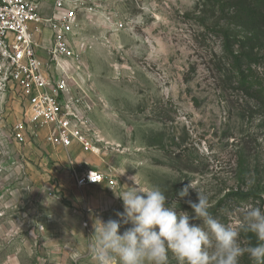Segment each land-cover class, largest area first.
Segmentation results:
<instances>
[{
    "label": "rangeland",
    "instance_id": "obj_1",
    "mask_svg": "<svg viewBox=\"0 0 264 264\" xmlns=\"http://www.w3.org/2000/svg\"><path fill=\"white\" fill-rule=\"evenodd\" d=\"M253 1H92L79 38L88 87L100 100L90 115L97 152L52 146L28 122V143L15 144L13 127L28 106L10 92L0 121V264H92L94 226L119 219L116 194L131 177L189 213L197 189L213 217L234 228L242 205L264 210V21L241 12ZM19 156L36 180L18 168ZM96 171L116 187L76 186L77 174ZM190 183L195 189L181 199ZM239 242L257 239L241 233ZM168 264H178L171 252ZM239 264L256 262L244 254Z\"/></svg>",
    "mask_w": 264,
    "mask_h": 264
},
{
    "label": "built area",
    "instance_id": "obj_2",
    "mask_svg": "<svg viewBox=\"0 0 264 264\" xmlns=\"http://www.w3.org/2000/svg\"><path fill=\"white\" fill-rule=\"evenodd\" d=\"M92 1L0 0V121L10 92L28 106L13 127L15 144L28 143V122L45 129L52 146L95 153L90 115L100 100L88 87L79 38L80 17L93 11ZM98 184L115 188L117 181L101 171L76 175L77 187Z\"/></svg>",
    "mask_w": 264,
    "mask_h": 264
},
{
    "label": "clouds",
    "instance_id": "obj_3",
    "mask_svg": "<svg viewBox=\"0 0 264 264\" xmlns=\"http://www.w3.org/2000/svg\"><path fill=\"white\" fill-rule=\"evenodd\" d=\"M130 179L133 184L116 194L123 202L119 219L99 220L94 226L92 264H168L169 252L178 264H239L244 254L264 264V210L260 207L242 205L241 222L234 228L213 217L209 197L191 183L178 193L182 199L190 188L196 190L198 202L187 201L189 213L179 210L177 201L169 202L158 187H142L134 177ZM122 224L131 227L121 234ZM241 233L255 234L257 243L242 246Z\"/></svg>",
    "mask_w": 264,
    "mask_h": 264
},
{
    "label": "crops",
    "instance_id": "obj_4",
    "mask_svg": "<svg viewBox=\"0 0 264 264\" xmlns=\"http://www.w3.org/2000/svg\"><path fill=\"white\" fill-rule=\"evenodd\" d=\"M46 14H49V13H46ZM46 43H47V42H44L43 44H45L46 47L49 46V45H48L49 43H47V44H46ZM40 53L43 54V52H40ZM66 150H72V152H76V153L80 152V148H79L78 146H76V145L73 146V148H71V149L69 148V149H66ZM14 161H15L17 164L21 165V166H18V168H19V167H23V168H24V171H26V172L28 171L29 173H31L32 176H31L30 178H28V177L26 178L28 181H29V180L31 181V180H33V179L36 180V178H37L36 174H35L34 172H33V173L30 172L29 169L27 170V167H26L27 160H26L25 158H20V156H19V158H15ZM10 168H11V166H10ZM18 168H17V169H18ZM19 169H20V168H19ZM17 171H19V170H17ZM18 173H19V172H18ZM16 174H17V173H16ZM36 189H37V188H36ZM4 197H5V195H4ZM4 208H5V206L2 205V203H1V204H0V211H2V212H0V213H2L1 215H4V214H5V209H4ZM2 221H3V220H2ZM4 223H5V222H1V221H0V229H2V227L5 226ZM7 239H8V238H7ZM24 242H25V241H24ZM34 242H35L34 245H36V241H34ZM22 244H23V243H22ZM23 248L25 249V252H26V251H29V252L31 251V254L34 253L35 256L37 255V254H36V253H37V251H36L37 248H36V247L34 248V246H30V248L28 247V249H27L26 247L22 246L20 249L23 250ZM39 249H40V248H39ZM18 251H19V250H18ZM19 252H20V251H19ZM26 253L29 254L28 252H26ZM40 255H42L41 252H39V256H40ZM37 259H38V258H37Z\"/></svg>",
    "mask_w": 264,
    "mask_h": 264
},
{
    "label": "trees",
    "instance_id": "obj_5",
    "mask_svg": "<svg viewBox=\"0 0 264 264\" xmlns=\"http://www.w3.org/2000/svg\"><path fill=\"white\" fill-rule=\"evenodd\" d=\"M242 14L251 15L252 22L258 21L256 16H259V19H262L264 21V0H254L252 3H246L244 2V8L241 10ZM241 58L235 57V60H233L232 64L235 66L238 63H240ZM243 76V72L241 73ZM243 78V77H242Z\"/></svg>",
    "mask_w": 264,
    "mask_h": 264
},
{
    "label": "bare ground",
    "instance_id": "obj_6",
    "mask_svg": "<svg viewBox=\"0 0 264 264\" xmlns=\"http://www.w3.org/2000/svg\"><path fill=\"white\" fill-rule=\"evenodd\" d=\"M96 151V150H95ZM97 152V151H96Z\"/></svg>",
    "mask_w": 264,
    "mask_h": 264
}]
</instances>
